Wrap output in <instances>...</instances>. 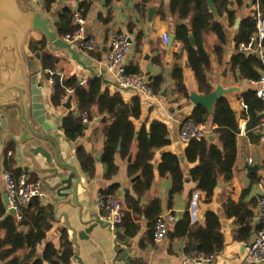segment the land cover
<instances>
[{"label": "crops", "instance_id": "crops-1", "mask_svg": "<svg viewBox=\"0 0 264 264\" xmlns=\"http://www.w3.org/2000/svg\"><path fill=\"white\" fill-rule=\"evenodd\" d=\"M29 1L35 10L40 13L41 17L47 20L50 31L56 34V24L63 9L70 8L74 10L77 7L76 0H55L51 10L47 11L43 0ZM230 1V9L238 11V19L242 20L252 16L253 9L251 4L253 0H247L242 8H239L234 0ZM87 2L89 10L86 14V34L88 37L97 40V50L88 52L84 50L79 42L70 43L72 49L78 52L80 59L87 67L99 74H103L105 79L110 82V84H107L102 81L103 92L106 90L112 94L120 92L127 104L131 103L133 97H140L141 115L138 119H131L136 132H139L143 125L149 128L152 122L159 121L168 127L171 143L155 151L152 160L154 167L153 184L149 192L140 201L141 210L134 212L125 203L127 194L134 195V182L132 180L136 177L130 178L128 175L130 162L123 160L118 154L116 156V164L119 167V172L112 178L106 177L107 166L103 162V149L106 131L110 125L106 115L99 113L97 107L91 108V117L89 118L88 116L89 119L85 123L83 135L75 140L69 139L62 127L63 119L68 114L73 113L77 117L81 116L83 120L84 113L78 108L71 91L67 92L68 98L64 100L61 106L56 107L53 105L51 100L54 93L52 79H46L45 73L48 71L42 68L40 55L38 58V54L30 50V41H41L46 38L44 51L57 58V72L61 76L75 75L78 81L82 80L81 82L79 81L82 85H85L89 79L94 77L89 70L73 59L68 49L54 46L43 31H32L25 48L26 52L31 56L32 67L40 71V80L44 86L48 109L47 119L52 126L58 128V139L63 161L77 170V176L73 179V188L71 190L74 195L76 188V197L71 200L59 197L55 191H49L40 185L42 190L41 198L44 204H50L54 208V221L45 240L38 246V255L40 254L42 259V253L49 244H53L60 250L62 233L66 230L74 251L72 261H77L75 259L77 252L84 264H197L188 258L190 251L186 250V238H176L174 235L176 219L179 218L180 220L189 214L192 224L204 226L206 213L212 211L220 218L221 231L225 238V246L217 253L218 255L212 264H243L245 258L244 244L251 242L262 226V222L258 217V202L260 195L259 184L264 185V113L262 114L263 119L260 125L252 131H247L248 119L244 117L246 109L243 105L242 96L249 90L254 91V86L251 85L250 81L242 79L238 72L232 71L229 65L232 56L241 52L239 50L240 45L237 46L235 42V25L230 26L226 12L221 15L220 23L227 31V44L222 56L219 57L214 52L218 43L217 36L209 31L212 25L206 29L207 32L204 35L205 49L211 57L210 81L212 92L217 86L235 90L226 94L224 98L229 101L232 109L236 112L240 126L233 177L229 182H226L223 178L220 179L214 193L208 194L200 190L197 183L191 179L190 172L197 163H190L186 160L185 150L187 145L180 139L182 123L190 118L196 108L191 102L190 95L193 92L201 94L194 72L190 68L188 55L184 51L182 43L177 39L178 26L188 24V21L181 22L177 16L172 14L171 0H153L145 14L136 10V0H121L112 3L110 6L106 4V0H87ZM151 9H154V13L152 17H149ZM114 32L124 33L130 37L132 45L128 55V68L138 70L141 75L147 77L149 83L152 79L159 76L163 77L161 91L156 94L154 100H146L134 91H124L113 85L116 83L115 76L105 70L103 63L107 57L110 36ZM172 34L176 37L172 46L169 47L163 36L168 35L170 37ZM57 36L62 38L58 34ZM62 39L64 40V38ZM180 46H182L181 51H179ZM176 66L183 71V81L188 91V97L178 93L175 89L172 73ZM70 97H72V105L71 108H67L64 104ZM205 126L209 136L213 135L212 131L217 125L212 122V119ZM22 131L23 125L20 122L18 109L0 108V193L2 199L4 194H6L3 177L4 170H6L4 150L9 141H13L16 145V167L21 168L24 174H26L24 169L28 167L27 175H35L37 179L39 178L34 172L30 160L22 154L23 144L20 142ZM213 136L214 140L212 143L219 145L221 148L222 145L218 137ZM80 147L93 159V173L82 169L77 156V151ZM48 148L51 150L49 146ZM136 152L137 143L134 144V151L130 156L131 160L134 159ZM167 152L184 158L181 166L186 178L183 193L176 196L171 205L169 204L171 179L170 177H162L159 172L162 156ZM249 159L253 160V164L248 163ZM247 166H258V169L249 170ZM67 171L68 174L73 172L70 169ZM114 186H117L114 195L119 196L124 201V214L126 212L129 214V223L137 226V231L131 236L127 234L130 226L120 227L116 232H112L108 227L95 221L97 219V194ZM126 190H129V192L127 193ZM155 199H160L162 205V213L158 218L164 217L173 230V236H167L161 243H156L154 239H151L155 216H147L143 212ZM228 199L232 200L234 204L243 201V203L250 204L253 208V232L248 242L234 240L239 226L236 224L234 217L226 215L223 205L224 201ZM4 205L6 206L5 202ZM6 209L9 213L8 206H6ZM90 226H93V229L87 234L88 237L80 236ZM2 237L3 234L0 233V239ZM76 249L78 250L76 251ZM27 253L28 251L21 252L22 257ZM36 258L34 261H36Z\"/></svg>", "mask_w": 264, "mask_h": 264}, {"label": "trees", "instance_id": "trees-1", "mask_svg": "<svg viewBox=\"0 0 264 264\" xmlns=\"http://www.w3.org/2000/svg\"><path fill=\"white\" fill-rule=\"evenodd\" d=\"M121 0H106L110 6L112 3ZM153 0H136L135 8L139 13L145 14ZM55 0H43L47 11L51 10ZM235 4L242 8L247 0H234ZM220 16L224 12L228 15L230 26L235 25L238 20V11L230 9V0H214ZM86 14L89 4H84ZM261 10L264 13V0L260 2ZM171 12L177 16L181 22L178 26L177 39L183 45L184 51L188 55L190 68L194 72L201 94L212 92L210 81L211 57L205 49L204 35L210 26L218 39L214 52L222 56L227 44V31L225 27L217 22L212 16L207 0H171ZM256 16L254 13L242 19L236 31L235 42L239 46L249 43L251 37L256 32ZM76 25L73 23V10L65 8L59 15L56 24L57 34L64 38L66 35H73L76 32ZM190 33L196 41L194 46L190 41ZM46 38L41 41L31 40L29 48L35 54L40 55L42 68L51 74L54 93L52 103L59 107L64 103L67 92L73 93L78 108L82 113H87L91 117V108L97 107L99 113L105 114L110 125L107 128L105 144L103 149V162L107 166V178H112L119 172L116 164V156L119 154L123 160L133 154L134 144L137 143V152L133 160L128 165V175L130 178L136 177L133 183L134 195L127 194L125 197L126 206L134 212H139L141 199L149 192L154 181V167L152 160L155 151L168 146V127L159 121L151 123L147 128L143 125L139 132L132 122V118L138 119L141 115V100L139 96L133 97L131 103L127 104L123 100L120 92L110 93L108 90L102 91L103 82L100 78H92L82 85L78 78L73 76H61L58 72V61L53 55L44 51ZM264 46V41H263ZM232 71L238 72L242 79L251 81L260 77L263 68L262 61L254 54L238 52L234 54L229 63ZM129 74H140L138 70L128 68ZM175 81V89L178 93L188 97V91L183 81V71L176 66L172 73ZM163 77L152 79L150 86L156 94L161 91ZM246 105L244 117L248 119L247 131H252L260 125L263 119L264 105L253 90H249L242 96ZM190 119L197 124L206 125L210 119L217 125L212 131L218 137L219 145L212 143L209 138L191 140L186 145L185 158L190 163H197L190 172L191 179L197 183L198 188L208 194L214 193L220 179L229 182L233 177L234 166L237 157V137L240 133L239 121L236 112L232 109L226 98L220 99L214 107L213 116L202 106H196ZM62 127L71 140L81 137L84 133L85 123L82 117L68 114L62 123ZM120 148V149H119ZM16 145L13 141L6 144L4 150V163L6 170L10 171L17 179L24 171L16 167L15 161ZM77 156L82 166L87 172L93 173L94 161L83 148H79ZM181 158L171 152L164 153L159 166L162 177H170L172 185L169 191V204L173 199L184 191L186 178L184 176ZM28 176V175H27ZM29 182L38 184L35 175L28 176ZM117 186L112 187L105 193L114 194ZM253 204V203H252ZM224 209L228 217H234L239 226L235 233L234 240L238 242H248L253 232L254 211L250 204L242 202L234 204L230 199L224 201ZM147 216H155L151 239H154V226L158 216L162 213L160 199H155L143 211ZM127 212L124 214L123 223L120 227L130 226L127 234L133 235L137 231V226L129 223ZM205 225L192 224L189 214L178 220L175 224L174 235L176 238L187 241L186 250H197L206 256L218 253L225 246L224 234L221 231L219 216L208 211L206 213ZM54 221V208L52 205H45L41 196L34 197L29 203L21 207L20 218L8 213L0 193V264H67L72 261L74 251L69 234L65 230L62 233L61 247L57 249L53 244H49L42 253V259L35 260L38 255V246L45 240L48 231ZM28 251L22 257L21 252Z\"/></svg>", "mask_w": 264, "mask_h": 264}, {"label": "water", "instance_id": "water-1", "mask_svg": "<svg viewBox=\"0 0 264 264\" xmlns=\"http://www.w3.org/2000/svg\"><path fill=\"white\" fill-rule=\"evenodd\" d=\"M208 8L217 22H221V16L214 3V0H207ZM154 9L149 12L152 17ZM241 19L239 18L234 26L237 31ZM32 31H43L50 38L52 44L56 47L68 49L74 60L89 70L92 76L100 78L103 82L110 84L103 74H99L80 59L78 52L72 49V45L62 38H59L55 32L50 31L47 20L43 19L29 0H0V108H16L20 114V122L23 125V131L20 136V142L23 144L22 154L27 157L38 175L39 183L49 191H55L59 197L71 200L76 197L71 193L73 188V179L77 176L75 167L63 161L61 155L60 142L58 139V128L52 126L47 119L48 109L44 95V86L40 80V71L31 64V56L26 52V43ZM190 41L195 46L196 41L190 33ZM175 35L169 38L168 46L171 47ZM39 58V55L37 56ZM47 80L51 79V73H45ZM80 82L82 80H79ZM116 88L128 91L120 87L117 83L113 84ZM235 91L234 89H225L217 86L209 94H198L193 92L190 95L191 102L195 106L204 107L210 116H213L215 104L226 94ZM72 97L64 104L71 108ZM209 140H214L210 135ZM48 146L51 148L49 150ZM120 149V148H119ZM223 148L221 147V150ZM131 157L128 161H131ZM102 160V158H101ZM184 162V158H181ZM249 170H256L258 166H247ZM28 167L24 170L28 173ZM68 169L73 172L68 174ZM136 178L132 180L134 182ZM128 193L129 190H126ZM44 198V196H43ZM4 202L9 205L8 195L4 194ZM9 213L16 215L13 209ZM179 218L176 219V222ZM97 223L106 226L98 217ZM93 226L87 228L80 236H86L91 232ZM168 236H173V230L169 229ZM78 249H76L77 251ZM41 259L39 254L36 260ZM78 264H84L82 259L75 254Z\"/></svg>", "mask_w": 264, "mask_h": 264}, {"label": "built area", "instance_id": "built-area-1", "mask_svg": "<svg viewBox=\"0 0 264 264\" xmlns=\"http://www.w3.org/2000/svg\"><path fill=\"white\" fill-rule=\"evenodd\" d=\"M87 0H76L77 7L73 10V23L77 29L75 34L66 35L64 40L69 43L79 42L84 50L93 52L97 50V40L88 37L86 34V9L84 3ZM261 0H253L251 7L256 16V32L251 37L249 43L241 44L239 50L244 53L254 54L262 61L263 68L260 77L257 80H251V85L254 86V91L264 105V13L261 10ZM164 41L169 44V36H163ZM130 37L124 33L114 32L109 39V49L107 57L103 63V67L108 73L115 76L116 83L128 90L136 92L146 100H154L156 93L150 86L147 77L141 74L128 73V55L131 48ZM182 46L179 47V51ZM52 74V73H51ZM68 96L65 97V100ZM244 108L246 109V105ZM87 113L83 114V122H88ZM209 137V132L205 125L197 124L192 119H187L182 123L180 130V139L184 144L191 140H202ZM249 164H253V160H248ZM5 192L8 195L9 205L8 210L13 209L16 217L20 218L21 207L26 205L34 197H42L40 183L34 184L29 182L27 174H21L19 178H15L8 170L3 173ZM259 202H258V217L262 222L260 230L255 238L244 244L245 258L243 264H264V185L259 184ZM97 217L108 227L112 232H116L123 223L125 204L122 198L117 195L105 192H99L96 196ZM174 221V220H173ZM170 229L169 222L164 217H159L154 226V241L156 243L163 242ZM217 253L211 256H206L197 250H191L188 258L190 261L197 264H212ZM67 264H78L77 261H71Z\"/></svg>", "mask_w": 264, "mask_h": 264}]
</instances>
